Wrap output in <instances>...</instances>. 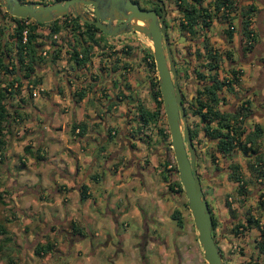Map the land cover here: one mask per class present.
I'll list each match as a JSON object with an SVG mask.
<instances>
[{
    "label": "crops",
    "instance_id": "obj_1",
    "mask_svg": "<svg viewBox=\"0 0 264 264\" xmlns=\"http://www.w3.org/2000/svg\"><path fill=\"white\" fill-rule=\"evenodd\" d=\"M258 0H254V3ZM263 2L262 0H259L258 2ZM258 11L253 12L252 15H250V21H252L255 26V28L258 30V33L260 36L264 34V10L263 8H257ZM261 9V10H260ZM260 11V12H259ZM256 16V17H255ZM6 22H9V20H6ZM234 27H236V22H233ZM42 26V25H41ZM213 26V27H211ZM226 22L219 21L216 17H213L209 20V25L206 27L205 33V39H208V42L210 43L213 50L221 52L224 48V40L226 39L225 36V29ZM213 28L212 30H210ZM9 29H6V32L8 33ZM36 32L40 33L43 39L48 36L49 28L47 25L45 27L38 26L36 28ZM61 31H58L51 36L54 38L55 36H60ZM121 36V35H120ZM118 37V36H117ZM41 38V39H42ZM234 40L239 42V36L238 34H234L232 36ZM42 39V40H43ZM113 42L112 39L109 36H104L102 38V41L99 42V46L101 48V51H105L107 46L106 43ZM117 43L120 42V40H116ZM46 41L43 44V48L41 45H38V50L46 49ZM121 43V42H120ZM260 43V42H259ZM132 45V44H131ZM219 46V47H218ZM54 47V46H52ZM218 47V48H217ZM96 47H93V50ZM132 51L134 50V47L132 48ZM136 52V51H135ZM134 52V53H135ZM138 52V51H137ZM136 52V55H138ZM257 56V59L252 62H246L241 65H235L234 67H238L241 69V73H243V68H245L246 76H242L240 79V84L233 83L232 89L229 91L222 88L218 92L219 102L218 106L216 108H219V111L222 109L232 108L231 110L235 109L236 105L229 104L230 101L233 99L234 93L241 92L244 88H248L251 92V95L254 96L256 93L255 90L258 91V89H255L256 82H251V78H249V75L252 73V78L256 80L259 74V66H258V58H261L264 60V51L260 50ZM133 53V54H134ZM59 59L57 62L63 58L65 60V63L62 64L64 68H66L67 64L69 63L68 55H65L63 57L62 50L59 51ZM223 57H221V60L217 64L216 70L219 73V76L224 75H230V73L227 72L228 64L225 63V61L222 60ZM67 62V63H66ZM224 63V64H223ZM103 64V63H102ZM264 66V65H263ZM41 69V68H39ZM37 69V70H39ZM235 69V68H234ZM106 69H104L105 71ZM137 71H134L136 75L133 77L135 80H131L130 77V87L134 89H138L139 96H142V89L144 88L145 79H143V72L141 70L136 69ZM237 70V69H236ZM96 71V70H93ZM34 73V72H33ZM68 73H74L73 71L68 70ZM73 75V74H72ZM264 76V68L263 73ZM32 77V75H31ZM75 77V74H74ZM117 79V78H115ZM246 79V80H245ZM104 80L99 78L98 80L94 81L96 84H89L83 88L85 90L84 96L77 101V103H73L71 101V97L67 94L66 91L63 89V94L61 96H58L52 91L53 93L49 95L48 97V103L50 104L51 109L48 111V113H39L40 107L37 105H33L31 98L29 101H24L23 103L15 105L13 104V107L15 110L24 111V109H30L33 112H36V116L48 118L50 127H55L56 130L54 132H58L60 135L54 137L49 136L45 133L46 128L43 126H39L37 123V128H40L39 131L34 132L31 134L30 137L34 135V137H39V140L43 143H45L42 147L44 151H48V154L50 155V159L53 165L52 171L50 173L53 174V181L55 185L58 183V187H62L61 193L57 192L58 196H61V199H66L62 192L64 191L63 188H67L69 190L70 187H72L71 192L73 195L77 196V200L75 198L74 202L76 204H79L81 208L80 209V215L79 213H73L75 209H69V212L66 213V216H61V219L57 217L55 214H53V219L60 221H68L69 227L67 231L71 230L72 226H75L76 231L72 234L73 240L72 243L68 244L67 250H65L62 253V256L67 254L71 248H74V254L77 257H81L83 254H85L84 258L86 261H88L89 258L92 257V253H95L96 249L93 250L91 248V243L95 236H98L97 232H91L90 230L85 231L83 226L81 224H85L87 220L85 217L89 216V213L87 212L85 205L88 204V201L92 200L91 198V191L90 186L91 184L87 180L90 178V176H98L100 180H103V176L105 174L112 173L113 170H115L114 173H112V176L110 174L109 176V184L107 186V190H102V196L106 198L105 201V212L106 216L108 217V221L106 222V226L108 229L113 230L116 233V236L118 237L119 241V249L116 251L115 255H109L108 258H110V262L106 260H102L101 264H152V262L149 260L150 256L147 255V250L155 243L157 242V246L159 247H166V243L164 240H160L162 237V234L165 232L163 227L162 229L159 228L158 230V239H154L149 235V231H156L154 227H152L154 224L161 225L163 220L162 215V209H163V197H160L157 194V186L155 187V184H148V182H152V169L154 167H157L158 162V151L162 150L161 143H158V145H154L155 142V136L150 131V122L146 125H140V122L138 120V113L131 114L126 116V113L124 111L125 105H121L120 101H117L114 99L115 95H112V97L107 100L109 97L108 95L113 94L115 91H117L118 95L124 96L125 89L123 87H116L112 89V86L114 87V83L110 85V80H106V84H109L110 88H107L102 92L100 95L93 94V89L96 87V85L101 87V85H104ZM114 81V80H113ZM93 82V83H94ZM102 82V84H100ZM39 85L35 86V88H44L42 86V83H38ZM49 87V84L48 86ZM46 87V88H47ZM74 85H71L70 89ZM77 87V85H76ZM146 87V86H145ZM106 88V87H105ZM109 89V90H108ZM147 90V88H146ZM262 91H259L261 100L264 102V87L261 89ZM258 94V95H259ZM64 95V97H62ZM37 96V95H36ZM35 96V97H36ZM106 97V98H105ZM257 97V96H255ZM225 101V102H224ZM69 106V110H67V107ZM74 108V113H73ZM259 109L261 108H254L252 112V118L254 117L255 120L254 123H262L261 116L259 115V112H261ZM18 112V111H17ZM38 118V120H39ZM83 122L85 126L83 127V131L81 132L79 127H76L73 131L71 130V125L73 123H81ZM140 125V126H139ZM49 128V125H48ZM44 131H42V130ZM31 130V129H30ZM50 130V128H49ZM67 131L69 133V137L63 135V132ZM250 130H246L244 132V135L249 132ZM264 136V131L263 134ZM111 136V137H110ZM28 137V139L30 138ZM48 138H54V141H56V145L53 146L50 143L48 144ZM257 140V139H256ZM25 141V140H23ZM53 142V141H52ZM51 142V143H52ZM257 142V141H256ZM58 143V144H57ZM31 147L32 145H36L33 140L31 141ZM59 146V148H58ZM30 147V148H31ZM258 148V147H257ZM110 150H114L115 153L111 155L106 162V168L103 170V172L99 173L95 169V166H98V163L101 161V158L104 157V155L107 152H110ZM259 151H261L264 154V145L261 148H258ZM236 151V150H235ZM238 152V151H237ZM242 154V153H241ZM20 157V154L17 155V158ZM254 155H248L247 157H244L240 159V161H232L230 164H236L238 166L239 173L247 178L249 176L248 169L246 167L247 161H252ZM16 158V159H17ZM23 157H20L22 159ZM163 158V154H162ZM46 158V160H48ZM18 160V159H17ZM160 161H163L160 160ZM241 162H243L241 164ZM91 168V169H90ZM115 168V169H114ZM77 169V174L75 175V171ZM88 176H85V174H88ZM228 171H225L221 174V177L214 178V184H212V189L210 193H206L204 195L206 202L208 206L211 209V212L213 216L216 218V221L219 223H222L223 232L220 233L222 237V241H220V248L223 252V249L226 248L227 241L231 240V233L232 229H229L228 227H232L235 223H237L239 220L242 221V214L241 210L246 207L247 210L253 215V217H257L255 214L256 208L247 207V200L243 205H239L238 202H232L231 203V210H229L224 202V197L227 193H233L234 189L236 187L235 182H232L231 180L227 179ZM75 175V176H74ZM223 175L225 178L223 179ZM93 178V177H92ZM150 179L147 182H145V179ZM51 179V180H52ZM99 180V179H98ZM138 181V182H136ZM221 181V185L219 184ZM100 182V181H99ZM211 183V182H210ZM217 183V184H216ZM85 184L87 186L86 194L87 197L83 200H79V193H80V185ZM257 184V183H256ZM255 182H252L251 184H247L246 187L248 188V196H255L257 197V194L262 191L263 188L257 187ZM54 185V186H55ZM72 185V186H71ZM70 186V187H69ZM56 187V186H55ZM104 187H106L104 185ZM264 187V185L262 186ZM229 189V190H227ZM229 191V192H228ZM70 191V195H72ZM136 197H139V200L137 202H132V199H135ZM57 201L58 204L61 203V199L58 198ZM63 200V201H64ZM144 202H150V205L154 208V205L156 207L149 211L144 212L141 207H143ZM95 203V202H94ZM75 204V205H76ZM117 204V206H115ZM78 206V205H76ZM67 208V207H66ZM68 208H74V206H68ZM22 211V210H21ZM104 211V210H102ZM20 212V211H19ZM101 212V210H100ZM264 213V210H263ZM217 214V215H216ZM14 215V213H13ZM231 215V216H229ZM262 217L260 219H263V214H261ZM27 216V218L34 217L33 214H25L22 213V217ZM114 217V219H111ZM122 217H126V219H131L134 221L137 225H140L139 231L136 233V236L140 237L141 231L145 232V236L140 239L142 251L140 253L137 252V246L138 242L133 243V251L130 252V256L126 257L123 255V245L122 242L124 239H127L129 235L131 234L130 231H122V234L118 233V224ZM81 220V224H77V220ZM259 219V217H257ZM258 220L260 225L262 220ZM26 221V217L23 220L22 224ZM125 226H127L125 224ZM83 227V228H82ZM263 228V227H262ZM256 227H250L247 229L248 232L256 233L258 234V230ZM84 232L85 234H83ZM69 233V232H68ZM107 233V232H105ZM45 234V233H44ZM245 234L242 233L241 235L235 236L234 239L231 241L232 243H238L241 247L243 245L241 243L242 239H245L244 237H241ZM106 242L103 244H106L109 238V235H105ZM256 239V237L253 239ZM81 240L86 241L88 245H90L91 252L87 251V249H80ZM174 240V238H173ZM43 243H45V240L43 239ZM82 241V242H83ZM222 242V243H221ZM102 243H96V246H99ZM175 241L172 244L171 250H169V253L167 254V259L163 262H158L157 264H184L186 261H183L180 259V255L176 254L174 250H178V247L175 245ZM224 246V247H223ZM254 250H257L256 248ZM84 252V253H83ZM89 252V254H87ZM135 252V254H134ZM178 252V251H177ZM119 253H122V255H119ZM224 253V252H223ZM255 251L253 253V256H251L249 259L244 258V260H238L234 264H243L246 262V260H250L252 263L256 261V264H264V253H258ZM87 254V255H86ZM221 255V254H220ZM179 256V257H178ZM247 257V256H246ZM177 259V260H176ZM221 259L223 262H227V259L225 257H222ZM77 261H80L79 259ZM106 261V263H105ZM248 263V262H246ZM233 264V263H232Z\"/></svg>",
    "mask_w": 264,
    "mask_h": 264
},
{
    "label": "rangeland",
    "instance_id": "obj_2",
    "mask_svg": "<svg viewBox=\"0 0 264 264\" xmlns=\"http://www.w3.org/2000/svg\"><path fill=\"white\" fill-rule=\"evenodd\" d=\"M258 1L255 2L256 12L258 11L257 9L258 7L261 9L264 7L263 4L264 0H262L263 2L261 1L258 2ZM249 3L250 1L247 4ZM247 4L243 2L241 6L245 7V5ZM86 8L88 7H85V9ZM250 15H252V13ZM40 27H45V25H42ZM251 28H254L256 34H259L258 30L255 28L254 24L252 23H251ZM212 29L213 28H211L210 30ZM122 36H126L127 38L130 39V43L132 44L130 45L131 49L134 47V50L136 52L138 51L137 53L138 57L136 58L138 61L137 67H140L141 71L143 70V74L145 72L144 68H146L148 83L150 81L151 83H154V81L157 80L155 67L148 66L147 60L144 57L146 53V51H144V48L146 50L147 47H150V43L145 39V37L142 34L136 31H129L126 32V34L122 33ZM257 36L260 37V39H262L260 35H256V37ZM41 38L42 36L38 38L37 41L41 42L43 39ZM232 41L234 42L235 45L237 44V42L235 43V40L233 38ZM222 43L226 47H229V45L227 46V44H225L226 43L225 41ZM225 46H223V48ZM131 49L125 52H130ZM230 54H232V58L236 59L232 49H230ZM201 61L202 58L199 60L197 59L191 63L193 65L192 73H195L196 71L202 69V67L199 65L201 64ZM40 62L37 61L36 65L39 64ZM58 63L60 64V65L58 64L59 66H62V64L65 63V60L62 58ZM39 71L38 74L32 73L34 74L33 79L38 78L40 83H42V86L45 88L48 86V84H50V82L48 78L45 77L46 73ZM243 75L246 76L245 68H243V73L239 75L240 78ZM129 76H131V74H129ZM184 76L185 77L188 76V73H186L185 71H184ZM133 77L134 76L131 77V80H135ZM249 78H251V82L255 81L254 77L252 78V73L249 75ZM5 82H6V75L0 70V86H3ZM240 82L241 81L239 79V82L237 84H240ZM21 84L22 85L18 87L17 90L14 91L11 90L10 91L11 93L6 94L7 97H10L11 99L10 101L12 102V104L21 105V103H23L25 100L29 101L31 98H33L31 100L33 105H37L40 107L39 113H48L49 109H51L52 106H50V104L42 96H40L41 91L37 92L36 94L37 96L36 95L33 96L32 94L31 96H29L26 90V88L29 86V82L27 83V81L25 80ZM36 85L38 86L39 84ZM149 87H150L149 85L146 87L144 86V88L142 89L141 100L143 101V103H145L144 104L145 107L149 109H153L155 107V102L151 98V95L149 93L150 91H148ZM146 88H147V92H146ZM68 110H69V106L67 107L66 111ZM16 111H18L20 115L17 117V114L13 113V115L15 116L14 118L16 119L14 121H9L10 125L7 128V131L5 132V136L3 139L4 146L2 148L4 151V158L2 159V161H0V225L3 227V230H0V264H101V261L106 260L107 256L115 253L114 244L118 241V237L116 236V233L113 230L108 229L107 226L105 225L106 222L108 221V217L106 216V213H104L105 212L104 206H106L105 205L106 198L103 197L101 194L103 189L107 190V186L109 184V179H110L109 176L110 174L112 176V173H114L115 170H113L112 173L109 172L110 174H108V172L107 174H105L104 172L103 174L105 176H103V180H100V182L98 180L100 179L98 176L96 178L93 177L92 180H90V178L87 179L91 184L90 191L92 198V200L88 201V204L85 205V208L89 213V216L85 217L86 220L88 219L85 224L84 223L81 224L80 219L77 220V224L78 225L81 224L84 227L82 228L85 231L90 230L92 233L93 232L98 233V236H95L96 237L94 238L95 240H93L91 243L92 244L91 248H93V250L96 249L95 253H92L91 254L92 257L89 258L88 261H86V259L84 258L85 254H83L80 258L77 257L74 254V248L72 247L67 254L62 256L63 251L65 250V248L67 250V247L69 246L68 244H70L69 241L66 239V236L63 234V232L68 229L69 223L68 221L58 222L59 219L56 221L57 218L53 219L52 215L55 214L57 217L61 219V216L63 215L66 216V213L69 212V209H75L73 213L74 212L79 213L80 215L79 208H81L80 207L81 205L79 206V204H76L74 202L75 198L77 200V196L73 195V193L71 192L72 187L70 186H69L70 187L69 190H67L66 187L63 188L64 191L62 192V194L66 198L65 200L61 199L62 197L57 195V192L61 193L62 187L60 186L58 187V183L55 185L52 179L53 174L50 175L53 168L52 165L53 161L48 159L50 158L48 151L46 150L44 151L43 149L44 147L43 145L45 143L41 142L39 140V137L36 136L34 137V135L30 137L32 133L39 131L40 128H37V123L39 124L40 127L44 125L42 128L47 127L45 133L49 136L56 137L60 134L58 132H54L56 130L55 127H50L48 120L50 116L45 119L43 117L39 118V116H36V112H33L32 110L30 109L28 110L26 108L24 109V111L21 112L19 109ZM253 120H255V118L254 117L252 118V115L245 118V121H243L242 124L244 132H246V130H252L254 124ZM186 123L187 126L192 128L193 130L200 129L198 117L189 112L188 115L186 116ZM262 123H264L263 120ZM149 124H150L149 126L150 131L155 136L154 145L156 146L158 145V143H161L162 150L158 151L159 164L157 167H154L152 169L151 172L152 182L150 183L148 182V184H155L154 186L155 187L157 186L158 188L156 190L157 194L160 197L164 196L163 209H162V215H163L162 224L161 225L154 224L152 227H154L156 231L153 232L150 230L149 235L154 239H158L159 237L158 230L159 228L162 229L163 227L165 232L162 234L160 240H164L166 243V247H159L157 246V242L155 241V243L146 251L147 255L150 256L149 260L152 262V264H157L158 262H162V261L164 262L167 259V254L169 253V250H171L172 248L173 242L175 241V245L178 247L177 250L178 252L176 250H174V252L180 255V259L186 261L184 264H206L202 258V251L196 239V231L194 229L192 219L190 217L189 211L186 206V199L184 197V194L183 192L181 194H176L169 189L171 183L177 179V170L176 172H174L170 167V165H175V161L173 158V151L169 146V134L167 137L164 138L162 137V134L159 133L158 131V128L164 129L167 126L164 115L159 119H157L155 122H150ZM48 125L50 130L48 128ZM63 135L69 137V133L67 131H64ZM197 135L200 138L199 140L201 141L202 137H200V134ZM28 137L30 138L28 139ZM32 140L36 145H32L31 147L30 144ZM194 140H196V138H194ZM256 141H257L256 142L257 147L261 148L264 145V136L261 135L260 137L257 138ZM49 143L53 146L56 145V141H54V138H48V144ZM24 145L30 146L31 147L30 150L33 152H35L34 150L38 148L39 158H36L34 154L25 152V150H23ZM235 150L231 151L228 155H221L217 152L213 142L210 143L209 141H206V143L202 147V150L199 152V158L197 160V167H196L198 172H206L204 173L206 177L207 175H209V177L201 181L202 190L205 191V193H207V191L208 193H210L213 186L212 184H214V179L209 181L210 178H213L210 177L213 170L216 169L218 170L217 172L219 173V175H217L215 178L217 177L220 178L222 172L219 169L223 168V165H225L226 163L230 164L233 160L240 161V159L243 158L244 154H241V151L239 150L236 151ZM18 154H20V157L23 158L22 159H20V157L17 158ZM162 154H163V158H162ZM247 156L248 155H244V157ZM46 158L48 160H46ZM165 158H168L170 163L165 167H163L162 163ZM162 159L163 161H160ZM242 163L243 162H241V164ZM245 168L246 167L244 166V170ZM97 172L99 171L97 170ZM163 175L165 179L163 178ZM222 178L224 179L225 176L223 175ZM148 180L150 179L146 178L145 182H147ZM219 184L221 185V181ZM104 185L106 187H104ZM256 186L263 189L259 193V195L257 194V197L256 195L254 197L253 196L247 197L248 199L247 207L251 209L252 207H255L256 208L255 214L260 219L262 217L261 214H263L264 217V213H263L264 204H259V201L262 199V197H260V194L264 196V187L258 184H256ZM68 191H70L72 195H70ZM58 198H60L62 201L59 204L57 202L59 200ZM78 199L80 200L79 197ZM138 200L139 197H136L135 199H132V202H137ZM75 204L78 206H76ZM68 206H74V208H68ZM115 206H117V204ZM155 207L156 205H154V208ZM154 208L150 205V202H144L143 207H141V209L144 212H149ZM173 209H177L184 218L181 226H177L175 220L170 217V213L172 212ZM246 210L247 208L244 207L241 210V212L245 214ZM22 213L25 214L34 213L35 216L32 218L30 217L27 218V216L22 217ZM25 217L27 222H24L22 224ZM260 220H262L261 226L264 228V218ZM49 222L50 224H52L51 231L45 232L46 234H44L42 238L38 237V242L44 244L43 243L44 242L43 239H44L45 242L50 244L52 250L40 254H35L33 252L34 247L33 245L30 246V243L34 242L35 233L39 234L40 232H42L43 226L47 225ZM125 224L127 226H125ZM139 227L140 225H137L134 221H132L129 218L126 219V217H122L119 221L118 224L119 234H122L123 230L125 231L127 230L131 232L129 237L127 239H124V241L122 242L123 251H124L123 255H125L126 257H129L131 255L130 252L133 251V243L138 242V237L136 236V233L139 231ZM232 227H228V228L232 229ZM253 231L252 232L245 231V234L241 236V237L245 236V239H242L241 241L243 245H241V247L239 248H238L239 245L238 243L231 242L234 239V234L231 235V240L227 241L226 248L223 249V252L225 253V257L227 260H229L234 264L238 260H240L241 262V260H244V258H250L251 256H253V253H255V251L257 252V250H254L255 244L253 242V239L257 235L256 233H253ZM82 233L85 234L84 232ZM106 234L109 235V238L107 243L103 244L106 242V238H105ZM82 241L83 240H81V243H79L80 249L84 248L87 249V251L91 252L92 250H90V245H88L86 241L83 242ZM96 243H102V244L96 246ZM234 245L235 247L233 248ZM89 252L87 254H89ZM119 255H122V253H119ZM78 259L80 261H77Z\"/></svg>",
    "mask_w": 264,
    "mask_h": 264
},
{
    "label": "trees",
    "instance_id": "obj_3",
    "mask_svg": "<svg viewBox=\"0 0 264 264\" xmlns=\"http://www.w3.org/2000/svg\"><path fill=\"white\" fill-rule=\"evenodd\" d=\"M20 1H41L44 3H52L59 0ZM186 6L187 7L183 12V19L187 22H181L180 24L182 27H186L189 31H191L192 25L196 23L197 16L202 18L200 23L206 27L209 25V20L213 16L221 22H227V25H232L231 29L227 28L225 34L229 39H231L234 34H238L239 41L245 44V48L248 49L253 46L257 39L255 29L249 28L250 23H253L250 22V14H253L256 9L254 0H250V3L245 5V7L241 5L238 6L237 0H212L211 3L207 4V7H213L211 10H207V7H202L199 4L197 7L193 3H187ZM0 11V70L6 75V82L3 86H0V161H2L4 158V151L2 148L4 146L3 139L5 132L10 125L9 121H14L16 119L14 118L15 116L13 113H16L17 117L20 115V113H18L13 107L10 97H7L6 94L11 93V90H17V88L22 85L21 83L26 80L30 85L26 90L29 96H31L32 88H35L36 84L40 83L38 78L33 79V77H31V74L34 72V65L37 61L41 60L40 52L37 49V46L40 45V41H37V39L40 38L41 35L36 32V28L41 25H47L49 28L48 36H51L60 30L66 28L69 29L73 26V28L77 29L80 36L81 32L85 31L90 38L92 37L90 30L98 29L91 24L80 22L78 17L75 16L71 18V21L69 19L67 20L66 15H64L63 17L54 18L49 22H37L30 18L11 16L7 14L1 6ZM6 20H9V22H6ZM72 21H75V23H72ZM233 22L237 23L236 27L233 26ZM80 26H83L84 30L80 31ZM7 28L10 30L8 33L6 32ZM51 45L54 47L57 46L54 42ZM203 48L204 53H200L198 49L196 53L198 57L202 58L200 66L208 67L209 70L217 67L218 61H220L221 57L227 56L229 58L230 56V49H227L225 53H217L215 50L213 51L208 39H205ZM147 49L148 51H146L144 57L152 59L149 47H147ZM54 54L55 51L52 54V60L56 57ZM73 56L75 59H78L77 53H74ZM149 66L154 67L152 60L149 62ZM227 72L230 73V75H224L217 78L216 72L214 71L206 76L202 71H196L198 77H207V81H205L200 90H197L194 107L191 108V113L198 116L199 127L203 130L204 134L210 137L212 141H215L214 145L218 153L228 155L231 151L236 149L241 151L244 155H254L252 161H247L246 163V169H248L249 172L247 178L239 173L236 164H229L230 171L227 175V179L235 182L236 187L233 193L229 192L225 195L224 202L226 207L231 210L232 202L236 201L239 205L245 203L249 192L246 187L248 183H259L262 181L264 184V155L258 150L256 145V139L263 134V127L258 123H254L252 130L244 135L242 124L243 121H245V118L250 115L249 101L242 102L240 105L236 106L234 110H216V106L219 102L218 92L223 87H226L229 90L232 89L231 83H235L240 75V72L233 67H228ZM230 80H232V82ZM151 85L150 95L155 102V107L150 110L143 105H139L137 111L140 125L155 122L164 115L157 81ZM212 124L215 126L212 127ZM84 126L85 124L83 122L73 123L71 125V130L73 131L76 127H79L82 132ZM164 129L158 128V131L162 134V137L165 138L168 136L167 126ZM195 135H197V129L193 130L188 127L189 138H194ZM23 150L30 154H34L36 158H39L38 148L33 152L30 150V146L24 145ZM169 163L168 158H165L162 165L165 167ZM175 166L176 165H170L174 172H176ZM93 177L96 178L95 175ZM163 178L165 179L164 175ZM169 189L176 194H181L183 192L178 179L171 183ZM86 190L87 186L81 184L79 193L80 200L87 197ZM260 197H262V199L259 201V204H264V196L260 194ZM210 215L212 220L211 229L213 230L217 222L211 212ZM242 216V221L239 220L232 227V233H234L235 236H238L247 231L251 226L256 227L258 234L254 240L255 248L258 253H264V228L260 225L258 221L259 219L253 217L248 210H246L245 214H242ZM170 217L175 220L177 226L182 225L184 218L177 209L172 210ZM239 226L241 227L240 229ZM0 230H3L1 225ZM51 250V246L47 242L44 244L38 242L33 248L35 254ZM256 263L257 262L254 261L251 264Z\"/></svg>",
    "mask_w": 264,
    "mask_h": 264
},
{
    "label": "flooded vegetation",
    "instance_id": "obj_4",
    "mask_svg": "<svg viewBox=\"0 0 264 264\" xmlns=\"http://www.w3.org/2000/svg\"><path fill=\"white\" fill-rule=\"evenodd\" d=\"M132 1H135L137 5L142 9L153 10L157 15H160L162 11L164 12V16H163L164 38L167 41V49L169 50L170 56L174 63L175 81L180 89L181 104H182L185 118H186V116L188 115V112L191 113V108H193L192 106H194L192 104H194L195 97L197 95V90H200V88L205 83V81H207V77L198 78V75L196 72L192 73L193 65L191 64L193 61L197 59L198 60L201 59V57L197 56V53H196L197 49L200 51V53H204V48H203V43L205 41L204 31H206L207 28L206 26L200 23L202 18L201 17L199 18L198 16L196 19V23L192 25L191 31L186 29V27H182L180 23L181 22L184 23L186 21L185 19H183L184 18L183 12L185 8L187 7L186 6L187 3H193L197 7H198V4L202 7H207V4L211 3L212 0H132ZM249 1L250 0H237V5L238 6L241 5L243 2L247 4ZM87 7L88 8H86L85 10L89 12L91 7L90 6H87ZM212 8L213 7H207V10H211ZM72 17H73L72 14L66 15L67 20L69 19L71 21ZM117 22L118 21H113V23H117ZM72 23H75V21H72ZM228 26L230 25H227V22H226V27L224 31H227V28L231 29ZM71 27L72 28H69V29L66 28L62 30L60 36H55L54 38L47 36L45 37V39H43L40 42V45L43 48V44L46 41L47 47H46V50L42 48L39 50L40 55H41V60H40L41 62L38 61L40 63L37 65L35 64L33 69H34V73L36 74H38L39 70H40L39 72H45L46 73L45 77H47L50 82L49 87L47 88L45 87L41 90L40 96H42L46 101H48V98H49L48 96L53 93L52 91H54L56 95L61 96L63 94V89H64V91H66L67 94L71 97V101H73V103H77V101H79L84 96L85 90L83 88H85V86L88 85V83L90 85L91 84L95 85L96 83L94 81L101 78L104 80L103 81L104 85H101L100 88L98 85H96V87L92 90L93 94L100 95L102 92H104V90H106L107 88H110L109 86L112 83H114V87L112 86V89L115 88V86L123 87L125 89V92L123 93L124 96L118 95L117 94L118 92L115 91L113 94L108 95L109 97L107 98V100H109L112 97V95H115L114 99L117 101H120L121 105H125L124 111L126 113V116L138 113L137 108L139 107V105L144 106L145 103H143V101L141 100V96H139L138 94V89H134L129 86L130 77L136 75L134 74L135 73L134 71H137L136 69L140 70V67H137L138 61L136 58L138 57V55H136V52L134 53V51H132V49L130 48V45H131L130 39L127 38L126 36H122V33L117 34V35H108L100 31L98 28H97L98 30H92V31L90 30V32L92 33L91 38L85 33V31H82L81 36H80L77 29L73 28V26ZM249 28H251V23L249 25ZM81 30H84L83 26H80V31ZM104 36L106 37L109 36L113 42L106 43V46H107L106 50L101 51L99 42L102 41V38ZM225 36H226V39L224 40L226 42L225 44H227V46L229 45V47H226L224 45L225 47L221 52H218V51L216 52L225 53L227 49H232L236 59L232 58V54H230L229 58L225 56L223 57L222 60L225 61V63L228 64V66H231L237 69L239 72H241V69L238 67L237 68L234 67L235 65H238V64L241 65L246 62L252 63L257 59L258 53H261L259 51L260 50L264 51V34H262L261 36L262 39H260V37L257 36V39L255 40L253 46H251L248 49L245 48V44H243V42L241 43L239 40H238L239 42L235 40V43L237 42L236 44L237 46H236L234 42L232 41V38L229 39L226 34ZM116 40H120L121 43L120 42L117 43ZM53 42L57 45L56 47H52L53 45L51 44ZM93 47H96V48L93 50ZM130 49H131L130 52H125ZM61 50H62L63 57L65 55H68L70 64H67L66 68H64V66H59L60 64L58 62L60 60L57 62V60L60 58L59 51ZM54 51H55L54 56L56 57L55 59L52 60L51 58H52V54ZM144 51H148V49L146 48L145 50L144 48ZM165 51H166V48H164V52ZM74 53H77L78 59H75V57L73 56ZM145 59L147 60L148 66H149V62L151 60L153 61V58L149 59V57H145ZM258 63H259L258 66H259L260 71H259L258 77H256L257 79L255 80L256 82L255 89L256 88L258 89V91L256 90L254 91L256 94L252 96L251 92L246 87L241 92L234 93L235 95L232 96L233 99L230 101L229 104L238 106L242 102L249 101L250 102L249 103V112H250L249 116L252 115L254 108H257V107L261 108L259 109L261 111L259 112V115L261 116V120H263L264 122V102L260 101L261 95L259 94L260 93L259 91H262L261 89L264 87V76L262 75L263 68H264L263 66L264 60L261 58H258ZM104 69L106 70L104 71ZM68 70L73 71L74 73H68ZM93 70H96V71H93ZM144 71H145L144 78H143L145 79L144 85L145 86L149 85L150 87L148 91H150L152 83L151 81L149 83L147 81L146 68H144ZM184 71L188 73V76L186 77L184 76ZM199 71H202L205 76L211 74L214 71L216 72L217 78L221 77L219 76V73L217 72L216 68L209 70L208 67H202V69ZM74 74H75V77H74ZM129 74H131V76H129ZM31 75L32 77H34V74H31ZM239 78L240 76L238 77L235 83L239 81ZM106 80H110V85L106 84L107 83ZM230 81L232 82V80ZM100 84H102V82ZM232 84L233 83H231V85ZM71 85H74L72 90L70 89ZM223 88L229 91V89H227L226 87H223ZM44 91H46L47 94ZM62 97H64V95ZM231 109H232L231 107L228 108V110H231ZM216 110L219 111V108H216ZM223 110H227V109H222L221 111ZM73 113H74V108H73ZM260 125L263 127V131H264V123H260ZM214 126L215 125L212 124V127ZM197 134H200V137H202L201 141L199 140L200 138L198 137V135L194 136L196 140H194V138H191L190 141L192 143L194 155H195L194 166H195V170L198 175L201 189H202L201 181L205 180L207 177H209V175H207L206 177V175L204 174L206 172H198L196 168L197 160L199 158V152L202 150V147L204 146L206 141H209L210 143L213 142L214 144H215V141H212L210 137L206 136L201 128L197 130ZM114 153H115L114 150H110V152H107L104 155V157L101 158V161L98 163V166L97 165L95 166V169L98 170L99 173L105 170L107 159ZM219 170L222 173L225 171H228L229 173L230 166L228 163H226L225 165H223V168ZM217 171H218L217 169L213 170L210 176L213 178H210V179L208 178L209 181L213 180L217 175H219ZM76 174H77V169L75 171V175ZM88 175L89 173L85 174V176H88ZM92 177L93 176H90V180H92ZM257 184L261 186L264 185L262 181H260ZM203 194L206 195L205 191H203ZM209 210L211 212L210 207H209ZM111 219H114V217H112ZM222 223L223 222L221 223L219 222L216 224V226L212 230V235L218 247V251L220 252L222 257H224V253L222 252L220 248V241L222 240V237H223L220 235V233L223 232ZM51 228H52V224H50V222L47 225L43 226L42 232H40L39 234L35 233L34 235L35 240L34 242L30 243V246L33 245L34 247L35 244L38 243V237L42 238L45 232L51 231ZM240 228L241 227L239 226V229ZM75 231H76L75 226H72L70 231L65 230L63 232V234L66 236V239L70 243H72V240H73L72 234ZM233 234L234 233H231V235ZM144 236H145V232L143 231L142 233L141 231L140 237L138 239V246L136 248L138 253L142 251L141 250L142 241L140 239H142ZM118 245H119V241H117L114 244L115 253L112 255L116 254V251L119 249ZM234 247L235 245L233 246V248ZM239 247L240 245H238V248ZM108 257L109 256H107V260L110 262L111 259ZM246 262L250 264L252 263L250 260L249 261L246 260ZM225 263L232 264V262H230L229 260H227V262Z\"/></svg>",
    "mask_w": 264,
    "mask_h": 264
},
{
    "label": "water",
    "instance_id": "obj_5",
    "mask_svg": "<svg viewBox=\"0 0 264 264\" xmlns=\"http://www.w3.org/2000/svg\"><path fill=\"white\" fill-rule=\"evenodd\" d=\"M0 6L11 16L37 22H49L72 14L80 22L91 24L108 35L136 31L145 37L150 43L177 179L186 199L202 258L206 264H227L222 261L214 241L209 206L195 170V155L188 136L180 89L175 81L174 63L164 38V12L157 15L153 10L140 8L132 0H59L52 3L0 0ZM87 6L91 7L89 12L85 10ZM138 20L141 24L137 23Z\"/></svg>",
    "mask_w": 264,
    "mask_h": 264
},
{
    "label": "built area",
    "instance_id": "obj_6",
    "mask_svg": "<svg viewBox=\"0 0 264 264\" xmlns=\"http://www.w3.org/2000/svg\"><path fill=\"white\" fill-rule=\"evenodd\" d=\"M230 28L232 27L231 25L229 26ZM24 32V31H23ZM30 86V85H29ZM42 90V88L40 87V88H37V90H36V88H32V92H31V94L34 96V95H36L37 94V92L38 91H41Z\"/></svg>",
    "mask_w": 264,
    "mask_h": 264
},
{
    "label": "bare ground",
    "instance_id": "obj_7",
    "mask_svg": "<svg viewBox=\"0 0 264 264\" xmlns=\"http://www.w3.org/2000/svg\"><path fill=\"white\" fill-rule=\"evenodd\" d=\"M137 23H138V24H141V21L138 20Z\"/></svg>",
    "mask_w": 264,
    "mask_h": 264
}]
</instances>
